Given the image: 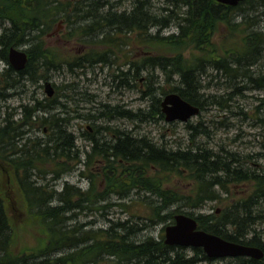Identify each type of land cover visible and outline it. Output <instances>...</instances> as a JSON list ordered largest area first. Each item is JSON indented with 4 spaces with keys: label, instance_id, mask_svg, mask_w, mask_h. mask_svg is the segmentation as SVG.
I'll return each instance as SVG.
<instances>
[{
    "label": "trees",
    "instance_id": "16d2710c",
    "mask_svg": "<svg viewBox=\"0 0 264 264\" xmlns=\"http://www.w3.org/2000/svg\"><path fill=\"white\" fill-rule=\"evenodd\" d=\"M149 1L135 0L133 7L136 13L131 19L123 21L117 17L116 22H125L132 32H138L139 39H147L148 45L170 48L173 53L148 55L140 62H132L131 68L136 74L144 69L159 70L166 82L176 77L178 85L162 94L176 93L200 111L206 104L200 96L205 64L228 79H249L248 66L257 62L264 51V32L255 30L247 33L249 27L239 30L234 18L237 12L243 10L264 15V0H243L236 7L224 8L214 0H164L162 11L167 16L162 19L150 15L152 7ZM191 7L195 8L194 13ZM59 12V0H0V22L8 21L11 25L0 34V61L6 63V68L0 72L1 100L7 99L9 93L23 89L26 84L36 85L42 81L45 84L50 72L61 71L64 62L59 54L40 41L46 32L44 20L48 21L50 17L54 19ZM218 23L225 24L231 34H241L238 50L227 51L223 57H213L215 53L210 41ZM173 25L177 34L158 37L162 30ZM151 28H156V36H141ZM24 44L29 46L25 50L27 64L23 70L15 71L8 63V50ZM195 51L201 56L192 58ZM103 56L90 54L75 58L67 63L68 70L72 73L73 68L83 70L93 65H110L111 60L107 62ZM121 76L123 74L115 75L114 79L120 80ZM251 81L255 82L257 88L264 89V76ZM55 90L57 94L52 99H32L31 105H20L18 121L14 120V114H6L0 126V264H218L217 259L208 258L199 248L168 246L164 244L162 236L159 240L138 238L140 232L145 230V224L140 227L137 223L129 225V221H116L109 222L110 227L106 230L95 231H82L81 225H69L78 213L106 203L110 197H116L119 201L114 203L115 206L125 209L121 201L128 200L132 193L138 192L156 198V205L150 207L149 222H172L175 215L184 214L180 208L185 207L190 210L187 215L195 218L199 230L232 243L259 248L263 252L260 260L234 258V263L264 264V241L258 238L253 229L255 223L263 219L261 210H257L264 205V171L250 168L236 154L224 150L215 154L191 147L168 150L145 139L129 136L125 139L123 132L120 135L114 133L118 138L114 147L102 150L97 149L94 143L90 154L86 155V161H91V158L105 161L100 170L104 181L102 191H94V175L87 177L90 188L85 191L67 184L61 191H56L54 182L72 173L81 160L76 138L67 130L74 117L69 116L72 112L61 102L62 99L72 98L58 94L59 87H55ZM237 91L240 92V89ZM156 103L160 106L159 101ZM215 103L228 107L224 99ZM157 105L153 112L162 118ZM50 110H59L61 115L56 116L51 112L49 115ZM76 117L92 121L136 118L131 112H118L116 109L102 111L96 116ZM30 129L42 133L46 129L50 137L44 133V139L29 138ZM82 136L87 140L92 139L88 131ZM174 178L186 180L189 188L179 191L169 187ZM13 181L22 195L27 216L38 225L45 238L30 253L16 254L12 251V230L7 201L5 203L2 192H6L7 196ZM243 184L248 190L246 196L223 204L221 213L194 216L193 211L202 208L206 202L220 200L215 187L227 194L232 186ZM9 206L13 210L11 202ZM110 206L112 204H102L100 208L104 210ZM172 208L174 210H170Z\"/></svg>",
    "mask_w": 264,
    "mask_h": 264
},
{
    "label": "rangeland",
    "instance_id": "374dc122",
    "mask_svg": "<svg viewBox=\"0 0 264 264\" xmlns=\"http://www.w3.org/2000/svg\"><path fill=\"white\" fill-rule=\"evenodd\" d=\"M117 2L118 0H112ZM120 10H131L134 0H120ZM62 0H59L61 3ZM150 14L158 17L167 16V13L160 12L165 7L164 0H150ZM177 14V12H175ZM45 21V34L40 41L45 47L56 51L60 60L64 62L61 71L50 72L47 82L55 87H59L58 94H66L72 99L63 100L70 113L69 116L74 117L67 127L68 132L73 133L76 138V146L80 151L81 162L70 174L63 175L54 182V189L61 191L65 184L80 188L82 191L90 188V182L87 177L92 178L95 192H101L104 181L100 176V171L95 158H91L89 169L84 168V162L87 160L86 155L90 154V144L82 135L88 130L87 127H104L109 129L110 134L121 131L129 137L135 139H145L146 141L158 146L165 147L170 150L184 149L191 147L193 150L200 148L217 154L220 150L233 153L241 158L242 162L254 170L264 171V89L257 88L254 81L264 76V51L261 53L257 62L248 66L249 79L238 78L236 80L228 79L222 73L213 70L210 65L203 66L204 74L201 84L203 89L200 90L201 100L206 103L199 115L191 118L187 123L165 122L164 117L160 118L153 111H156V101L159 103L165 97L163 91L168 92L173 86L178 85V80L173 77L172 81L166 82V79L159 70H143L136 74L131 68L132 62H140L148 55L165 56L171 55L173 49L163 48L157 44H147L139 41L138 32L130 33L128 45H117L107 47L98 45L92 47L99 54L104 51L112 52L115 63L110 65H93L83 70L73 68V72L68 70L67 63L72 62L75 58L81 57L82 47L67 45L66 42H56L46 36V33L52 32L57 23L48 26L49 19ZM234 22L239 25V30L249 27L246 32L260 30L264 32V15L255 12L243 10L235 14ZM246 22V24H243ZM53 24V23H52ZM47 25V26H46ZM245 25V26H244ZM8 21L0 22V34L10 28ZM231 30L223 23H218L211 38L215 56L223 57L227 51L235 50L240 47V32L230 33ZM147 36H156V28H151L146 32ZM177 34L176 27L170 26L166 30H162L158 37L165 38L170 34ZM123 38H121L122 40ZM106 45V44H104ZM17 48L27 50V44L19 45ZM125 54V56H124ZM187 55V54H186ZM189 57V55H187ZM201 56L198 52H193L192 58ZM112 58V57H111ZM112 58V59H113ZM125 58V59H124ZM126 62V63H124ZM129 62V63H128ZM66 63V64H65ZM6 68V63L0 61V72ZM127 72V76L124 73ZM120 80H115V75H122ZM251 78V79H250ZM243 88V89H242ZM240 89V92L237 90ZM57 92V90H55ZM57 94V93H56ZM150 94V95H149ZM46 98L44 91V81L30 85L26 84L23 89L9 93V97L5 100L0 99V126L3 125V119L6 114H14V120L20 118V105L32 104V99L43 100ZM225 100L228 107L218 106L215 102ZM212 103V105H211ZM154 105V107H152ZM224 105V104H222ZM103 106H107L104 109ZM157 107L160 106L157 105ZM128 111L135 115L133 120L126 118H114L111 120L101 119L92 121L76 116H96L100 112ZM74 111V113H73ZM161 113V112H160ZM162 115V114H161ZM41 116V114H39ZM163 116V115H162ZM35 127V126H34ZM29 138H42L44 133L41 131L30 129ZM105 134L109 135L107 132ZM259 155V156H258ZM249 157V158H248ZM246 165V166H247ZM3 169V166H1ZM81 173V175H80ZM49 178V177H47ZM45 183L44 181H42ZM2 188V183H0ZM169 187L174 190L188 189L186 180L174 178L170 182ZM7 190V189H6ZM214 190L221 196L220 200L209 201L200 209L193 211L195 217L198 215H212L221 213L223 204L227 205L234 202L240 197H245L248 190L245 186H232L228 193L220 192L218 187ZM6 192H2V197L7 201V215L12 230V251L16 254L21 252L30 253L37 249L43 240V233L38 225L32 221L26 214L25 204L20 192L16 189L15 183L10 184ZM9 202L13 206L10 210ZM119 203L116 197H110L108 202L103 205L112 204L107 209L102 210V204L91 206L90 210H84L77 214L69 225H81L82 231L103 229L110 227L109 222H127L129 225L137 223L140 227L145 224V230L141 231L138 238L147 237L164 239V228L173 224L171 222L153 223L148 221L150 215V207L156 205V198L143 192L132 193L128 200L121 201L125 204V209L121 206H115ZM176 208V206L174 207ZM170 210H174L173 208ZM181 212L187 215L190 210L185 207L180 208ZM261 210L262 220H259L253 226L255 233L261 241H264V205L259 206ZM30 220V221H29ZM190 254V251H187ZM223 260V261H222ZM233 259H217L218 264H236Z\"/></svg>",
    "mask_w": 264,
    "mask_h": 264
},
{
    "label": "flooded vegetation",
    "instance_id": "af4514ba",
    "mask_svg": "<svg viewBox=\"0 0 264 264\" xmlns=\"http://www.w3.org/2000/svg\"><path fill=\"white\" fill-rule=\"evenodd\" d=\"M134 2L135 0L133 4ZM214 2L218 4L215 0ZM121 4L122 2L120 0L117 2L112 0H62L60 3V12L58 13L59 16L54 17V19L50 17V24H48V26H50L57 23V26L52 32L46 33V36L54 38L53 40L56 42L64 41L67 45L82 47L83 51L81 56H88L90 54L99 55V53L92 48L98 45H111L116 47L119 43H122L121 45L126 47L129 44L128 41L130 40L131 30L125 22L120 23L116 22V20L117 17L123 21L127 19L130 20L136 13V9L134 10V7H132L129 11L126 9L120 10ZM192 4L194 5V3ZM221 6L224 8V5ZM191 9L192 13H194L195 8L191 7ZM160 12L164 13L162 10ZM121 38L123 39L121 40ZM139 41L142 42L144 39ZM49 46L50 45L47 47ZM102 55H105L103 57L107 62L111 60V63H115L112 52H108L107 50L104 51ZM127 75V72L124 73V76ZM53 90L52 96L48 97L46 95V98L52 99L56 96L55 89L53 88ZM50 112L56 116L61 115L59 110H50L49 115ZM87 130L92 135V139L87 140L83 136L82 137L88 141L90 149L94 146V143H96L95 147L97 149L101 148L102 150L116 145L118 138L115 136L116 134H110L109 129H107L109 135L104 133V127H96V130L92 127H87ZM44 133H47L48 137H50L46 129H44ZM116 133L120 135L121 131L117 130ZM124 137L126 139L128 135L125 133ZM104 162V159H96L95 163L98 165L96 167L99 171L104 166ZM89 165V160L84 162L85 169H89Z\"/></svg>",
    "mask_w": 264,
    "mask_h": 264
},
{
    "label": "water",
    "instance_id": "95a60500",
    "mask_svg": "<svg viewBox=\"0 0 264 264\" xmlns=\"http://www.w3.org/2000/svg\"><path fill=\"white\" fill-rule=\"evenodd\" d=\"M215 1L224 6L236 7L243 0ZM7 60L13 70L21 71L27 64V53L25 50L11 47L8 50ZM44 90L48 97L52 96L54 91L49 82L44 84ZM160 111L165 122L168 123H187L200 113L198 107L187 103L176 93L167 94L162 99ZM163 242L168 246L199 248L210 259L249 258L260 260L263 257V252L259 248L232 243L199 230L195 218L185 214L175 215L173 224L164 228Z\"/></svg>",
    "mask_w": 264,
    "mask_h": 264
}]
</instances>
